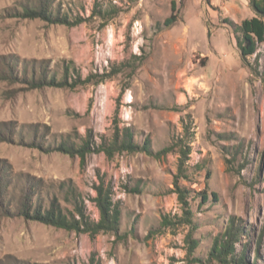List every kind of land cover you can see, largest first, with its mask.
<instances>
[{
	"label": "rangeland",
	"instance_id": "374dc122",
	"mask_svg": "<svg viewBox=\"0 0 264 264\" xmlns=\"http://www.w3.org/2000/svg\"><path fill=\"white\" fill-rule=\"evenodd\" d=\"M173 1L177 20L165 27ZM27 2L0 0V55L45 60L58 74L63 61H73L83 77L93 75L92 82L29 89L0 78V123L34 124L38 132L46 126L49 140L69 135L78 141L92 130L98 140L111 135L118 105L117 119L134 127L135 141L148 136L154 152L166 150L111 159L90 153L82 162L16 142L17 134L16 140H0L6 175L29 174L48 183L71 179L95 220L90 196L103 178L122 208L118 236L91 237L25 219L5 195L0 264L8 258L88 264L91 252L103 264H236L208 255L230 216L248 231L236 244L237 250L246 248L241 264H264V42L257 56L243 62L229 24L255 15L249 0H54L69 18L85 19L72 26L7 14ZM96 3H112L119 11L103 21L91 15ZM182 123L189 128L186 135ZM175 179L187 191L185 204ZM12 185L9 196L17 194ZM202 191L215 192L217 200L209 196L203 202ZM164 216L173 224L164 225ZM188 240L196 245L191 248Z\"/></svg>",
	"mask_w": 264,
	"mask_h": 264
},
{
	"label": "trees",
	"instance_id": "16d2710c",
	"mask_svg": "<svg viewBox=\"0 0 264 264\" xmlns=\"http://www.w3.org/2000/svg\"><path fill=\"white\" fill-rule=\"evenodd\" d=\"M27 3H21L19 8L7 9L8 15L20 18H39L48 23L65 24L68 26L76 25L85 19L78 17L71 19L65 12H62L60 6L54 5V0H27ZM255 15L243 19L239 24L229 21L232 33L235 35L236 45L239 49L241 60L247 63L248 57L256 54L259 43L264 42V0H249ZM6 11V12H7ZM119 7L110 4L103 7L96 3L91 10L92 16H98L106 21L117 14ZM175 1H173L172 13L165 18L163 26L168 27L176 20ZM92 76H82L81 71L75 66L73 61H63L61 72L49 69L48 61L45 60H26L20 59L15 55H0V78L10 82H19L29 89H39L44 87H65L76 88L83 84L91 83ZM118 105L115 109V115L112 123V133L110 136L99 135L88 130L84 136L78 137V141L68 137L60 139H47L48 128L38 132L37 125H21L18 127L12 121L0 123V140L11 141L17 134L16 142H24L26 145L36 147L44 152L57 151L69 156H78L83 162L90 153L102 152L106 158L111 159L116 154L145 152L149 155H157L166 149L154 152L151 146V140L148 136L142 135V142L135 141L136 130L131 125H120L117 119ZM184 122V121H182ZM183 124L184 135L189 133V128ZM17 130V131H16ZM27 133V136L24 135ZM189 145L184 144L180 147L182 155L185 156ZM239 143L236 145L237 148ZM182 160L179 162V173L182 171ZM4 165H0V201L7 195V200H15L14 209L17 215L25 219L37 221L56 228L68 231L88 233L94 237L99 232L111 233L118 236L121 226L122 208L119 201L114 199L113 185L100 178L98 183L93 186L94 195L90 200L94 203L98 211V218L92 219L88 214L85 199L77 185L71 180H60L56 183L45 182L42 178H35L29 174L6 175L1 171ZM12 178V179H11ZM13 182L16 193L8 195L9 185ZM12 185V186H13ZM174 185L178 189V197L181 202H185L187 191L179 188L177 179ZM203 202L212 196L217 200L215 192L202 191L199 193ZM12 196V197H11ZM1 209V208H0ZM188 222L189 218L183 217ZM164 225L173 224L170 217L164 216L162 219ZM248 234L243 226L242 220L230 216L224 229L213 238L208 255L218 260L230 259L231 262L241 264L245 260L246 248L242 245L237 250L236 244L241 243L242 237ZM261 237H259V242ZM189 246L196 245L195 240L187 241ZM2 264H28L16 260L7 259ZM88 264H103L99 253L91 252L88 257Z\"/></svg>",
	"mask_w": 264,
	"mask_h": 264
}]
</instances>
